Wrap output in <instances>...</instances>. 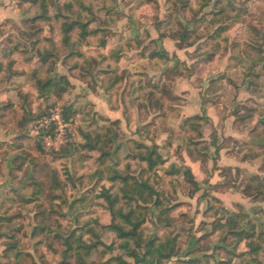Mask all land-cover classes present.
I'll return each instance as SVG.
<instances>
[{"label": "rangeland", "instance_id": "1", "mask_svg": "<svg viewBox=\"0 0 264 264\" xmlns=\"http://www.w3.org/2000/svg\"><path fill=\"white\" fill-rule=\"evenodd\" d=\"M205 2L45 0L53 19L44 22L41 0H0V202L22 198L9 212L19 215L1 225L5 247L16 235L41 264L60 262L42 243L49 238L62 252L56 235L73 244L70 264H78V239L113 247L101 196L120 195L121 184L109 180L116 171L147 175L132 159L140 143L165 160L153 179L165 213L156 197L130 192L135 218H145L144 236L175 240L178 254L165 264H264V0ZM82 11L96 17L92 29L107 32L106 47L99 35L83 41L75 30L65 37L63 24ZM184 27L192 35L180 50L173 37ZM133 39L141 45L129 46ZM156 51L166 58H150ZM12 68L57 84L42 93L32 79L12 78ZM84 134L99 138L110 157L82 149ZM186 170L197 190L182 177ZM54 176L61 184L55 191ZM212 198L219 202L208 211ZM4 211L2 204L0 216ZM117 254L99 246L87 264Z\"/></svg>", "mask_w": 264, "mask_h": 264}, {"label": "trees", "instance_id": "2", "mask_svg": "<svg viewBox=\"0 0 264 264\" xmlns=\"http://www.w3.org/2000/svg\"><path fill=\"white\" fill-rule=\"evenodd\" d=\"M42 1V10L43 14L42 16H39L38 18L43 20L44 22L52 21L53 16L49 14L48 5L45 3V0ZM209 3V0H206L205 5ZM81 8L84 11H90V5H85L83 2L81 3ZM200 11V10H199ZM83 12V11H82ZM55 17L61 18L62 15L56 14ZM97 21L96 17L93 14L85 15L83 12L82 16H80L77 20L72 21L71 23H64L63 24V32L66 35L65 37H70L75 30H78L80 38L83 41H86L88 38L97 37L100 36L98 43L101 47H106L107 45V32L103 30L102 28H96L92 29L91 25L93 22ZM221 30L226 29H219L214 33V35L218 38ZM192 33L187 28L182 29L181 36H177L176 38L173 37V39L177 42V47L182 50L185 47H188L187 44H185V41L190 39V36ZM129 46L136 45L135 47H139L141 45L140 39H133L132 41L128 42ZM192 45V44H190ZM19 50H12L13 53H18ZM113 50L110 52L111 55L113 54ZM81 56V55H80ZM143 57H147L145 55H142ZM108 56L103 57V59L108 60ZM150 58H158V59H165L166 55L165 53L162 54L161 52H154L150 55ZM121 57H118L117 61ZM47 59L42 58V62L45 63ZM96 61V60H95ZM94 61V62H95ZM182 64V63H181ZM14 65V62L10 63V66ZM1 66V64H0ZM1 70V68H0ZM10 75L13 78L14 76H25L28 79H32V81L35 82L36 86L42 93H46V90L48 87L56 86V81L50 77L43 78L38 73L34 72L33 75H31V72H22V71H16L12 70L10 71ZM121 78H118L116 82H120ZM12 109H10L11 111ZM70 114L64 115V121L69 120ZM8 114L4 118L7 120ZM84 138L86 143L81 146L82 149L88 150V151H99L101 153L102 158L105 160V158L110 157L108 152L101 151V148L99 147V138L97 140L92 139L90 134H84ZM138 152L132 156V159L138 163V165L141 167V171H143L144 176L143 178H135L133 176H122L121 173L115 172L114 176L109 178L112 182H119L121 184L120 189V195H112L109 190H106L102 193V198L106 202L107 210L110 211L112 215V223L105 227L106 229H109L110 231L114 232L117 237V242L113 244V247L118 249L119 254L112 256L110 259H108L106 262L96 263V264H165L169 262L173 257H175L178 254V251L176 250L175 246V240L174 239H164V240H154L152 238H146L144 236V233L142 232V226L145 223V218H143V215L141 214L140 218H135V210L132 206L131 199H133V196L130 194V192H133L140 196L141 199H144L147 197H156L155 199V205L156 207H159L160 213H165L167 211V208H163V201L161 200V194L162 191L159 190L156 187V181L153 180L154 176L158 174L159 170L163 167L165 164V160L162 157V155L158 152L157 147L155 149H150L148 146L144 144H137ZM220 148L217 149L219 151ZM179 171H173L170 172L169 175H175L178 174ZM143 175V174H142ZM183 178L188 181L189 184H193L196 187V190L198 189V183L194 178V175L192 174L191 170H186L184 174H182ZM38 186V185H37ZM61 186L60 182L58 181L57 176L53 177V184L50 190L55 191V189L59 188ZM40 192L43 193V190L40 188ZM38 190L33 191V196L36 197V199L39 198ZM125 199V203L122 204V202ZM22 198L18 193L14 195L10 201H3V206L5 209V213L0 218V224H4L8 222L10 223L15 216L19 215V213H16L14 216H10L13 210V205L16 204L15 201L21 202ZM219 202L217 198H212L208 202V211L214 210L215 206H213V202ZM127 206V208H126ZM138 207V206H136ZM139 208V207H138ZM169 209V208H168ZM234 220H230L228 222V225L231 227V229H234L236 227L234 224ZM47 237H50L49 234H44ZM54 238L60 240V249L62 248V252L58 251L56 249L55 245L47 239H43L42 243L46 244V247H48L49 250H51L54 254H58L60 256V262L57 264H70V258L74 255L72 254L73 244L71 245L67 238L62 239L59 238V236H55ZM6 239H9V242L6 243V248L3 252V255L0 256V264H23V260L25 258L30 259L32 264H38L33 255L24 252L25 246L21 240L16 235H10L6 237ZM130 241H133L138 248H144L146 249V253L143 257H141L136 250L131 248ZM38 244V243H37ZM35 244V245H37ZM103 246L106 250L111 251L113 249L112 245L106 246L104 242L95 241L94 244H87L84 242V240L78 239L77 240V249L78 252H76L75 258L78 261V264H87V257H89L92 254V251L95 250L97 247ZM64 248V250H63ZM261 248L256 247L252 251L258 252ZM126 257L132 258L134 262H130ZM42 264H47L45 261L42 262ZM95 264V263H93Z\"/></svg>", "mask_w": 264, "mask_h": 264}, {"label": "crops", "instance_id": "3", "mask_svg": "<svg viewBox=\"0 0 264 264\" xmlns=\"http://www.w3.org/2000/svg\"><path fill=\"white\" fill-rule=\"evenodd\" d=\"M189 112V110H188V107H185V109L183 110V114H185V113H188ZM3 193H1V191H0V200L3 198ZM5 196V195H4ZM2 197V198H1ZM1 205H2V201L0 202V207H1ZM1 217V216H0ZM6 225V224H5ZM8 234V233H7ZM6 233H4L3 231H2V226H1V224H0V236L1 235H7ZM5 240V239H4ZM5 244H4V241L3 240H0V256H2L3 255V252H4V250H5ZM50 254H51V252H49ZM45 255H46V253H45ZM49 255V254H48ZM47 255V256H48ZM59 257V259H60V256H58ZM48 260H49V258H48ZM38 264H41L39 261H38Z\"/></svg>", "mask_w": 264, "mask_h": 264}]
</instances>
